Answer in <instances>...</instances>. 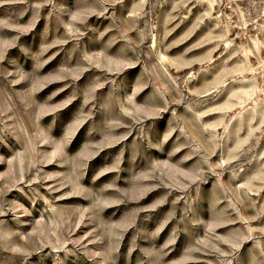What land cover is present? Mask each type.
<instances>
[{"label":"rangeland","instance_id":"374dc122","mask_svg":"<svg viewBox=\"0 0 264 264\" xmlns=\"http://www.w3.org/2000/svg\"><path fill=\"white\" fill-rule=\"evenodd\" d=\"M0 264H264V0H0Z\"/></svg>","mask_w":264,"mask_h":264}]
</instances>
